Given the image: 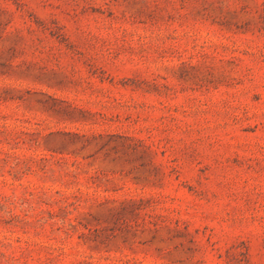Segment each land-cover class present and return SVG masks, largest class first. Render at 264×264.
Masks as SVG:
<instances>
[{
    "label": "rangeland",
    "instance_id": "374dc122",
    "mask_svg": "<svg viewBox=\"0 0 264 264\" xmlns=\"http://www.w3.org/2000/svg\"><path fill=\"white\" fill-rule=\"evenodd\" d=\"M0 264H264V0H0Z\"/></svg>",
    "mask_w": 264,
    "mask_h": 264
}]
</instances>
